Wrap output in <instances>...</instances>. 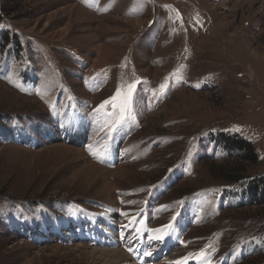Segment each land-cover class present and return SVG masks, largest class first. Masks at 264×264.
I'll list each match as a JSON object with an SVG mask.
<instances>
[{
  "label": "rangeland",
  "instance_id": "obj_1",
  "mask_svg": "<svg viewBox=\"0 0 264 264\" xmlns=\"http://www.w3.org/2000/svg\"><path fill=\"white\" fill-rule=\"evenodd\" d=\"M258 176L264 0H0V264H264Z\"/></svg>",
  "mask_w": 264,
  "mask_h": 264
},
{
  "label": "trees",
  "instance_id": "obj_2",
  "mask_svg": "<svg viewBox=\"0 0 264 264\" xmlns=\"http://www.w3.org/2000/svg\"><path fill=\"white\" fill-rule=\"evenodd\" d=\"M219 142L224 151L236 152L239 154L238 160L248 166H256L259 164V159L252 147L246 140H241L232 135L219 134ZM243 167V165H241ZM240 166H232L229 169L220 170L218 175L221 180L237 183L241 180L248 179L244 177V169ZM246 193L242 194V198H248L252 206L264 205V176L253 177L246 184Z\"/></svg>",
  "mask_w": 264,
  "mask_h": 264
},
{
  "label": "snow or ice",
  "instance_id": "obj_3",
  "mask_svg": "<svg viewBox=\"0 0 264 264\" xmlns=\"http://www.w3.org/2000/svg\"><path fill=\"white\" fill-rule=\"evenodd\" d=\"M135 87H136L135 84L130 85L128 87V91L123 94L121 93L120 90H118L113 97H111L109 100L103 101L100 104L98 111L104 109L106 105L114 104L115 102L119 101V103L116 105L119 109L118 118L113 122L112 126L110 127V131L114 130L117 125L121 124L126 117L131 118V102ZM166 87L167 85L164 84L161 85V89H165ZM112 115L116 116L117 113L113 112ZM168 227H171V225L165 226V228ZM155 238L159 240H163L164 237L162 235H157ZM145 254L150 255V253H145ZM200 257L206 258V253L203 250L200 253Z\"/></svg>",
  "mask_w": 264,
  "mask_h": 264
},
{
  "label": "bare ground",
  "instance_id": "obj_4",
  "mask_svg": "<svg viewBox=\"0 0 264 264\" xmlns=\"http://www.w3.org/2000/svg\"><path fill=\"white\" fill-rule=\"evenodd\" d=\"M75 137L79 138L82 140V136L80 133H76ZM109 233V238L112 239L115 236L112 234V232H107ZM91 258L94 260L100 261L101 264H130V260L128 257L122 252V251H100V250H92L90 253ZM89 256V257H90ZM197 258L193 257L192 259ZM99 262V263H100ZM132 264V263H131ZM136 264V263H133Z\"/></svg>",
  "mask_w": 264,
  "mask_h": 264
}]
</instances>
